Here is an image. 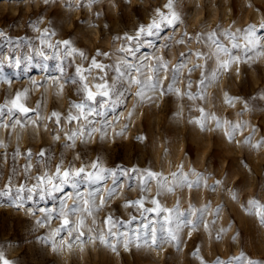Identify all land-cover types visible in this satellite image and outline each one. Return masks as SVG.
Listing matches in <instances>:
<instances>
[{
	"label": "rangeland",
	"instance_id": "obj_1",
	"mask_svg": "<svg viewBox=\"0 0 264 264\" xmlns=\"http://www.w3.org/2000/svg\"><path fill=\"white\" fill-rule=\"evenodd\" d=\"M166 2L0 0V108L5 113L0 116V192L10 187L15 193L22 184L31 188L38 175L55 172L61 156L65 167L72 163L77 168L86 166L87 171H93L91 162L99 158L101 167L116 172L118 185L110 199L111 176L105 182L82 183L77 189L65 185L44 199L38 195L25 199L19 209L11 196L0 197V250L13 264H217L218 260L239 264L232 258L241 254L245 262L250 259L264 264V223L257 208L249 204L257 200L264 205V0H174L182 22L174 30L163 28L156 36L143 38L145 43L135 57L122 52L121 48L129 47L124 37L134 36L140 25L150 23L155 10ZM249 26H255L260 46L249 49L245 57L243 36ZM45 30L50 35L41 45ZM213 32L221 46L240 57L215 77L209 70L217 68V49L207 40V34ZM226 32L236 35L241 49L232 48V41L223 35ZM65 39H71L86 58L77 53L64 59L61 73L57 49L48 48L47 42L55 45ZM165 43L169 47L165 48ZM40 50L50 58L39 56ZM93 57L104 66L103 71L92 67ZM136 57L148 58L143 74L131 73L137 79L152 76L151 68L158 59L167 64L168 70L159 73L164 93L145 89L143 97H137L141 88L129 84L125 77L122 85L117 84L124 93L119 103L103 109V117H89L97 129L91 137L87 132L80 135L88 121L67 120L69 113L79 114L73 105L84 96L76 67H81L95 93L99 91L97 83L116 80L113 66L137 64ZM220 57L228 59L223 52ZM178 65V79L173 83L172 69ZM24 90L27 93L21 102L31 111L9 116L10 101L17 91ZM101 99L97 96V101ZM53 112L59 114V124ZM213 117L220 121L219 127ZM17 119L21 124L13 127ZM233 126H238L234 133ZM73 131L78 132L74 145L64 147L71 143L67 134ZM41 150L45 159H50L47 167L45 159L39 158ZM146 170L169 177V187L173 186L171 174L180 171L190 181L199 180L200 186L175 187L168 192L166 188L158 190L157 180L152 179L142 190L139 176ZM77 191L85 197L89 191L100 192L104 203L97 197L92 214L70 216L71 221H84L82 226H73L71 236L67 230L54 235L64 219L56 218L61 200ZM140 199L144 208L155 207L151 201L156 199L161 208L172 210L174 218L180 215L177 241L165 240L166 232H158V244L145 242L142 224L162 222L168 212L157 216L139 206H126ZM67 204L71 206L73 199ZM40 208L51 212L52 218L45 220ZM109 216L120 222L119 226L105 224ZM110 227L114 233H124L120 242L108 234ZM137 229L140 240H136ZM78 232H83L80 239H76ZM128 240L131 242L125 248ZM110 244L116 245L115 251Z\"/></svg>",
	"mask_w": 264,
	"mask_h": 264
},
{
	"label": "snow or ice",
	"instance_id": "obj_2",
	"mask_svg": "<svg viewBox=\"0 0 264 264\" xmlns=\"http://www.w3.org/2000/svg\"><path fill=\"white\" fill-rule=\"evenodd\" d=\"M92 3L95 2V0H91ZM181 14L177 11L176 5L174 3V0H167V2L162 6V8H157L155 10V17L151 19V22L145 25H140L135 32V35H126L124 37L125 40L129 42V47L127 49L121 48L122 52H127L131 54L132 56H136V53L139 51V48L143 43H145V40L143 38L146 37H152L156 36L160 33V31L163 28H172L173 30L181 23ZM261 28H264V24L261 25ZM240 31V30H238ZM245 35L243 36V39L245 41L243 45L244 50V56L247 57L248 50L251 48L259 47V42L255 38L256 35V29L255 26H249L248 29L244 30ZM55 33H51V35H54ZM50 34L47 30H45L44 33L41 35L40 43L41 45H44L47 41V37ZM225 37L230 39L232 41V48L233 49H241V45L236 42V35L234 33H223ZM168 39H171V37H168ZM200 39V35H197V40ZM207 40L211 41L216 46V53L214 54L217 59V68L215 70H209L212 72L213 77L216 76V74L221 70H226L231 64L239 61L240 57L233 55L229 52L228 48L226 46H221L218 42V36L217 33H209L207 34ZM133 42H135L133 44ZM183 42V41H181ZM147 43H151L150 40L147 41ZM48 48H56L57 49V56L56 59L59 61L57 64L58 69L63 73L64 67H63V61L64 59H67L69 57H73L75 54H79L80 57L86 58L85 53L83 51H78V49L74 46V42L71 39H65L63 41H57L55 45H53L50 42H47ZM63 48V52H59L60 48ZM165 48L169 47L167 43L164 45ZM223 52L228 59H222L220 57V53ZM37 54L44 59H49L44 51L40 50L37 52ZM98 55L101 53L98 51ZM103 55H107V53H103ZM182 56L184 54H181ZM201 54L197 53V57L199 58ZM137 60H139V63L133 64L131 62L126 63L125 65H115L114 71L117 74L116 80L113 81L112 84L105 83H97L95 85V88L98 89V92H93L90 88L87 81V77L83 74L81 67H76V74L79 77V82L81 84V90L84 93V96L80 103H75L73 105L74 108H76L79 112L78 115H72L69 113L67 120L69 123H72L73 121H80L82 118L84 120L88 121V124L84 125V128L80 130L79 134L83 135L84 132H87L88 136L91 137L92 132H95L97 129L94 127V121L90 120L89 117H103L106 115V111H103V109H107L109 105L115 106L119 103L120 98L123 97L124 93L117 88V84H121L123 82V79L125 77L128 78L129 84H136L141 88V91L137 92V97H143L144 90L147 89L149 91L155 92L157 89L160 90L161 94L164 93L165 89L162 85V80L159 75L161 71H167L168 66L167 64L161 63L158 59V62L155 67L151 68V71L153 73L152 76H146L144 79H137L134 78L131 73L135 71L138 74H143L142 69L145 67H148L147 65V57H144L143 60H140L139 57H136ZM3 64V61L0 60V65ZM9 65L12 66V61L9 60ZM20 60H15V66L19 67ZM92 67L96 69H100L103 71L104 66L99 64L95 57L91 60ZM195 67H199V65H196ZM194 69H190L189 71H193ZM173 75L172 80L173 83H175L178 79V72H179V65L172 69ZM90 75V71H89ZM167 77H165L166 79ZM93 79H103L102 77L96 78L93 77ZM77 81L74 79L73 83H76ZM204 83V80H201V84ZM173 87L172 84L168 85V90H171ZM189 89L191 88V82L188 84ZM27 90L24 91H17L15 93V97L10 101L11 107L7 109V114L9 116H13L16 112H19L21 114L27 115L31 109L25 106L24 103H22V99L26 97ZM97 96H100L102 99L97 101ZM191 98V97H190ZM226 102L230 103L231 99L227 98ZM201 113H203V109H201ZM4 109L0 108V116H4ZM54 117H56V123H60L59 114L56 112H53L52 114ZM213 119H216L213 117ZM107 122L105 121V124ZM217 127L220 126V121L216 119ZM16 124H21V121L19 119L15 120V124L12 126L14 127ZM89 125H93L89 129ZM7 126V125H5ZM201 127H203V124H201ZM238 126H233V133ZM102 136L106 134L103 131V127L100 129ZM78 132L73 131L70 134H67V139L71 143L65 144L64 147H72L75 143V137L77 136ZM59 139V137H56ZM232 138V134H229V139ZM258 146V145H257ZM28 158L31 159V150L28 151ZM40 159H45V151L41 150L38 154ZM50 163V159H45V166L47 167V164ZM91 169L93 171H87L86 166H80L75 167L72 163H69L67 167L64 166L63 156H61L60 163L56 165L55 172L49 173L45 171L44 173L38 175L36 177L37 183L34 184L31 188H27L25 185H20L16 188L15 193L12 192L11 188H7L5 191L0 192V197H9L11 196L15 202V206L17 209L23 206V202L25 199H31L33 195H38L41 199H44L46 196H52L55 192L61 191L63 186L65 185H71L73 189H77L78 186L82 183H98V182H105L107 181L108 177L111 176L113 179V185L114 187L108 190L107 198L110 199L112 196L116 194V188L118 185L115 181L116 172L111 169H106L101 167L99 158L95 161L91 162L90 165ZM181 165V169H182ZM30 168V165L26 167V171ZM137 169H133V172H137ZM194 171V170H193ZM124 175H127V172L123 173ZM139 179L141 181V189L146 190L147 183L151 181L152 179L157 180V187L158 190L161 189H167L168 192L174 191L175 187H199L200 183L199 180L193 182L188 179V175L185 174L183 171H180L178 173H172L171 174V181L173 182V186H168L169 177H163L160 176V174L155 173L150 170H146L145 172L141 173L139 176ZM219 183V181H217ZM102 192V189H101ZM159 195V191H158ZM97 197L100 199V204L103 205L104 203V197L101 195L100 192L95 191H89L87 192V196L81 194L79 191L75 192L74 194H66L65 198L61 200L60 202V209H59V215L56 217L59 219L60 217H64L62 221V225L60 228L55 230V234H58L60 232H64L67 230L68 235H72L73 226L79 227L82 226L84 221L83 219H80L77 221H71L69 219L70 216H75L77 212H87L88 214H92L93 209L96 208V200ZM69 198L73 199V204L69 206L67 204V200ZM155 207L153 208H144L143 199L137 200V201H129L126 206H139L143 209V212H151L156 213L157 216L161 212H168V215L163 217V221L160 220H150L147 223L142 224V229L145 232V242L147 243L149 240L151 244L155 245L158 244V232H166L165 240L171 239L173 241L178 240V233L182 226V223L180 221V215L177 214L174 218L172 215V210L170 209H163L161 208L159 201L156 199H153L151 201ZM249 204L257 208L256 214L260 216L261 222L264 223V205H259L257 200L249 201ZM40 212L45 213V220L52 218V213L49 212L47 209L40 208ZM143 215V213H142ZM136 219V217H133V220ZM147 219V217H145ZM38 224L42 223V221H37ZM105 224L111 225V226H119L118 221H114L111 216L106 217ZM130 223V222H129ZM175 223V229L173 228V224ZM159 225V227H157ZM195 227V225H193ZM139 229L135 230L136 240H140L141 236L139 234ZM110 236H115L117 241L120 242L122 237L124 236V233H114L111 231V227L109 228ZM83 236V232H78L76 239H80V237ZM101 241L104 242V237H100ZM131 240H128L124 242V247H128V243H130ZM70 246V245H69ZM113 248V251L116 250V245L110 244ZM140 246L139 244L137 245ZM233 261L239 262V264H258V262H253L252 260L248 259L245 262L243 254H241L240 257H233ZM0 264H13L12 261L7 259L4 252L0 250ZM217 264H224L222 261H217Z\"/></svg>",
	"mask_w": 264,
	"mask_h": 264
}]
</instances>
